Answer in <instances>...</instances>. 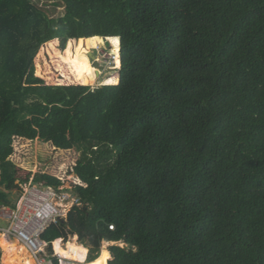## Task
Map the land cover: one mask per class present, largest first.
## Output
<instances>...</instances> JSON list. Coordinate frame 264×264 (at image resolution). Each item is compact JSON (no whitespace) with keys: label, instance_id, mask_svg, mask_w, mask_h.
I'll list each match as a JSON object with an SVG mask.
<instances>
[{"label":"trees","instance_id":"1","mask_svg":"<svg viewBox=\"0 0 264 264\" xmlns=\"http://www.w3.org/2000/svg\"><path fill=\"white\" fill-rule=\"evenodd\" d=\"M50 1L61 16L0 0V207L30 179L13 143L37 140L79 154L80 183L63 191L80 204L41 236L49 257L75 236L87 263L264 264V0ZM108 38L118 83L50 86L32 72L47 44L69 70L59 82L80 84L88 40Z\"/></svg>","mask_w":264,"mask_h":264},{"label":"rangeland","instance_id":"2","mask_svg":"<svg viewBox=\"0 0 264 264\" xmlns=\"http://www.w3.org/2000/svg\"><path fill=\"white\" fill-rule=\"evenodd\" d=\"M37 1L39 2L40 6L44 7L47 10L50 16L58 17L62 15L63 9L60 7L55 8L51 6L50 0ZM113 39L114 38L99 39L93 42L88 40V50L94 57V60H92L91 56L88 53H83V55L87 58L89 64L87 65L85 72L86 78L80 79V84L73 82H59V80L57 79V74H68L69 70L64 67L61 58L58 55L55 56V54L51 50V47L47 44H44L40 47L36 56L37 58L40 55V70L38 73L39 76L36 75L33 70L32 72L35 76L42 79L46 85L50 86L80 85L94 88L97 86L110 85L109 83L112 82V76L116 77L117 79L119 64L118 66L116 65V70H108L105 68L95 67L94 61L100 64L99 54L105 52L103 56L107 55L106 50H109L113 45L115 46V44H113ZM117 43H119V40ZM73 44V53L74 55H76L78 40H73ZM82 62L83 60L80 59L79 66L75 67L76 71H79L81 69L80 65L82 64ZM99 64L98 66L101 65ZM13 148L14 154L11 158L14 164L17 166L19 175L21 177L30 176V179H33L34 175L36 174H47L59 178L62 181V187L68 190H70L74 186V184L80 183L78 180L74 179V177L70 173L71 168L75 165L76 161L79 158V154L76 150H54L49 145H46L43 142L37 140L33 142L16 140L13 143ZM18 192V190L14 188L12 189L13 198L15 196H19ZM7 228L8 222L0 218V230L5 231ZM2 236L3 235L0 233V242L2 240L5 241L8 250L16 252L19 257L17 258V261H14V259L10 258L11 254L4 256L2 247L0 246V264H33V261L29 258L24 248L14 238H10L8 241H6ZM67 242H69V246H75L74 243L76 242V237L74 236L68 238ZM110 245L112 244L103 243L101 249L104 250ZM97 259L95 261H97Z\"/></svg>","mask_w":264,"mask_h":264},{"label":"built area","instance_id":"3","mask_svg":"<svg viewBox=\"0 0 264 264\" xmlns=\"http://www.w3.org/2000/svg\"><path fill=\"white\" fill-rule=\"evenodd\" d=\"M113 49L112 46L106 50V56H103L105 52L99 54V68L117 69L116 65L120 62L119 50L114 52ZM63 189L66 188L60 187L55 191L29 179L27 184L20 185L21 194L14 208L0 207V218L8 222V228L5 231L0 230V233L7 238H14L28 252L35 264H55V261L57 264H87V253L83 258L77 257L76 250L68 249L69 242L63 239L50 244L52 253L49 257V244L41 238L50 225L65 220L72 207L80 204L76 197ZM56 242L61 250L68 253V257L56 251ZM74 244L76 247H83L77 237Z\"/></svg>","mask_w":264,"mask_h":264},{"label":"bare ground","instance_id":"4","mask_svg":"<svg viewBox=\"0 0 264 264\" xmlns=\"http://www.w3.org/2000/svg\"><path fill=\"white\" fill-rule=\"evenodd\" d=\"M113 44H115V43H113ZM113 48H114V49H113L114 52H117V51H118V49H117L116 46L113 45ZM89 55L91 56V54H89ZM0 246L2 247L3 255H4V256H7L8 254H11V255H10V258L14 259V261H17V258L19 257V255H18L16 252H14V251H10V250H8L5 241L2 240V241L0 242ZM67 247H72V248L78 250L79 253L81 254V250H80L81 248L76 247V246H69V245H67ZM55 249H56V251H57L59 254H61V255L63 256V254H62L63 250H61V249L58 247L57 242L55 243ZM101 252H102V251H101ZM100 254H102V253H100ZM90 264H105V258H104L103 255H100V256L98 257L97 261H94V262H92V263H90Z\"/></svg>","mask_w":264,"mask_h":264},{"label":"crops","instance_id":"5","mask_svg":"<svg viewBox=\"0 0 264 264\" xmlns=\"http://www.w3.org/2000/svg\"><path fill=\"white\" fill-rule=\"evenodd\" d=\"M117 83H118V75H117ZM16 189V190H18V189H20V185H19V183L18 182H15V183H13V184H11V185H9V187H7V189L5 190V192H6V194H7V198H8V200H12L13 199V193H12V189ZM6 241H8L10 238H7V237H5V236H2ZM56 241V240H55ZM83 248V247H82ZM85 251H86V253H87V250L85 249V248H83ZM25 250V249H24ZM26 251V250H25ZM102 251V250H101ZM26 253L28 254V252L26 251ZM102 255V254H101ZM28 256H29V258L32 260V258H31V256L28 254ZM33 261V260H32ZM0 262H1V257H0ZM105 263H106V260H105ZM33 264H35L34 263V261H33ZM87 264H90V263H87Z\"/></svg>","mask_w":264,"mask_h":264},{"label":"water","instance_id":"6","mask_svg":"<svg viewBox=\"0 0 264 264\" xmlns=\"http://www.w3.org/2000/svg\"><path fill=\"white\" fill-rule=\"evenodd\" d=\"M91 58H92V60H94V57H93L92 55H91ZM94 66H95V67H99V66H98V63H97L96 61H94Z\"/></svg>","mask_w":264,"mask_h":264},{"label":"clouds","instance_id":"7","mask_svg":"<svg viewBox=\"0 0 264 264\" xmlns=\"http://www.w3.org/2000/svg\"><path fill=\"white\" fill-rule=\"evenodd\" d=\"M118 50H119V46H118ZM119 66H120V62H119Z\"/></svg>","mask_w":264,"mask_h":264}]
</instances>
